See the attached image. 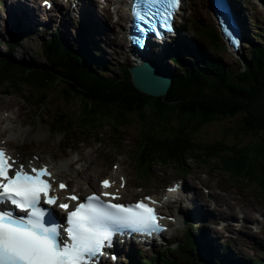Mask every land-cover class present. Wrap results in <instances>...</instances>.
<instances>
[{
  "label": "trees",
  "instance_id": "trees-1",
  "mask_svg": "<svg viewBox=\"0 0 264 264\" xmlns=\"http://www.w3.org/2000/svg\"><path fill=\"white\" fill-rule=\"evenodd\" d=\"M192 24L194 35L205 40L212 52L219 55L225 50L215 25L201 21ZM18 34L19 31H11L7 50L0 53V87L6 90L5 94L16 93L45 111L49 91L59 83L61 90L67 92L61 97L64 102L72 98L78 101V127L94 128L108 121L112 124L108 127L116 130L134 121L140 126V153L151 161L190 156L204 162L217 160L221 171L264 194V32L253 38L256 44L249 38L250 51L234 70L200 47L188 49L173 40V49L169 47L165 52L164 60L169 66L157 56L152 58L153 64L171 76L166 95L159 98L148 97L134 88L128 66L119 69L121 78L111 76L106 60L95 51L96 46L84 43L73 48L66 43L65 35L54 34L42 41L39 55L44 64L16 59L12 54L20 47ZM65 118L58 112L53 129L62 139L71 140ZM224 121L232 122L226 125L231 140L226 137L210 144L194 138L203 128ZM176 253L178 256L174 257ZM165 255L160 252L147 264H264L257 259H224L212 252L211 244L200 252L188 245Z\"/></svg>",
  "mask_w": 264,
  "mask_h": 264
},
{
  "label": "rangeland",
  "instance_id": "rangeland-1",
  "mask_svg": "<svg viewBox=\"0 0 264 264\" xmlns=\"http://www.w3.org/2000/svg\"><path fill=\"white\" fill-rule=\"evenodd\" d=\"M36 1V6H40L39 0ZM196 1L197 0L184 1V8L187 7V9H182L181 16L179 17L178 22H182L183 19L186 18V16L193 14L194 18L197 21L202 20L201 23L204 25H208L207 21L215 24L209 12L207 13L204 9L203 14V12L201 13L200 10L196 9ZM261 1L263 2L262 5L264 6V0ZM3 2L4 5L0 4V36L4 38V43L0 41V53L4 52L7 47V42L9 41L8 34H6V30H8V25H6L8 21L6 9L10 4V0H3ZM188 9H190L191 11H188ZM121 10L124 12V6L123 8H121ZM251 10H255V6H251ZM96 13L98 14L100 19H104V16L98 9H96ZM49 18L51 19V21L47 22V18H45V24L41 25V28H37L38 30L47 28L46 34H40V37L28 36L27 34L29 32L31 33L32 31L36 30V28H33L32 25L31 28L33 30L28 28L29 30H27L26 32L18 34L17 43L20 45V47L14 54H12L14 58H23L27 62H31L34 65L44 64L45 61L43 57L39 55L43 48L42 40L50 38V33L56 29H58L61 34L65 35V41L69 46L74 48L82 44V40L80 39V29L71 27L70 24L75 20L74 14L69 15L67 11L63 12L62 14L53 12V14H50ZM110 20V24L112 25V21H115V16H112ZM246 27L250 29L251 35L249 36L252 40V43L256 44V41L253 40V38H258L257 35L260 32H264V19H259L255 15L254 18L251 17L250 19L246 20ZM189 28V25L187 29L184 28L186 29V33L182 36L184 37L185 42L189 43L188 39H191L192 41H194L192 43L193 45L201 47L206 51L207 54H210L212 57H220L224 65L229 67L231 70L240 67V61H243V59L246 57V54L250 51V47L246 45L240 50V52H238L236 55H233L231 54L230 50H228L226 43L223 42L225 45V50H221L219 52L220 54L216 55L214 52L207 49L205 40L193 36V34L191 33V29ZM111 31V34L108 33L105 36H96V38L94 39L97 42L95 51L98 55L106 60V65L112 73L111 76L121 78L122 74L120 73L119 69L122 66H128L130 68L131 66H133V64L131 63V61L129 62V53L122 40L123 32L120 30V28L118 29L115 24L112 26ZM168 47L173 49L171 45L167 46L166 49ZM166 49H161L159 53L152 54L159 57L164 65L169 66V63H166L164 60V50ZM150 60H152V58H150ZM53 86V88L51 87L52 90L50 89L49 91V105L47 106V110L45 111L38 110L37 108L26 102L23 96H20L16 93L11 92L9 95H4L3 93H5L6 90L0 87V115L4 111H7L4 115L10 116V111H8V109L4 107L11 106L19 111V119L16 121V124L23 126L26 130L27 126L29 125L27 133L30 136V140H28L26 145L20 150L25 152V154H28L29 152L40 153L44 160H49L53 163L57 159L64 160L66 157H69L68 151H65V147L61 149L62 145L69 142L65 143L63 140H61L58 132L53 131L54 135L51 136L47 131V129L51 130L54 128L55 121L58 117V112L61 111L63 113V117L67 118H65L64 122L69 123V126L67 127L68 129H70L67 133L69 135L68 137L86 140L85 145L79 146V151L77 152L76 156L80 160L82 156L89 155L86 167L89 168L87 170V173L91 175L92 180L95 179L96 176H98V173H100L99 176H103L104 174H106L110 164L112 162H119L121 159L123 160L122 163L124 165V168L129 169L130 167H132L135 161L133 152L137 143L142 139L139 135L140 126H138L136 122L132 121L128 125L122 126L121 128L115 130L108 127H112V124L109 125L108 121H102L100 122L102 126H98L95 128H80L78 127L79 122H77L75 115L76 110L79 108L78 101L72 98L71 100H66L64 102L61 97H63L64 94L66 95L67 92L61 90L62 88L59 83L54 84ZM37 120H39V122H37ZM234 121L236 122L237 120L234 119ZM231 123L232 122L230 121H224L221 124L209 125L203 128L201 133L194 138L196 140L200 139L202 142L210 144L214 141H220L224 139L226 140V137L231 140L232 136H227L228 133L226 132V129L228 128L226 127V125H230ZM0 128L2 131L4 130L3 126H0ZM91 133H93L95 137L98 138V141H101V144L92 141L94 139L91 136ZM0 134V141L4 140L5 145L8 146L6 143L8 135H5V133L2 132ZM98 134L99 136H101V139L99 138ZM110 135L115 136L119 139L121 138V140H123V143L128 144H125V148H122L121 145L116 147V145L110 143ZM97 138L95 139L97 140ZM213 163L217 165L218 162L217 160H214ZM203 165L207 164H202V162L197 160H187L183 164V170L177 171V174L183 175L187 173L186 177L189 176L191 181H193L192 178L195 174H197V171L201 170L202 172H205V168L203 167ZM155 166H159V164H156ZM165 166L173 167L172 165ZM140 172L141 174L144 173L143 168H140ZM202 177H204V175H202ZM149 180L150 178H148L146 181ZM137 181L142 182V177H137ZM146 181L143 182L146 183L144 187L147 189L153 184L152 180L151 182ZM206 182V185L215 184L214 187L216 189V193H218L219 195L222 194L221 192L223 190H230L232 187H238L239 193L243 197L248 198L249 201L260 211V213H263L264 205L261 202H264V198L261 197L258 191L254 190L253 186H250L244 180H232L227 173L216 169L210 174L209 178L206 179ZM192 184H194V182H192ZM241 204H244V201H242ZM206 221L207 219L205 220V222ZM213 223L215 224V221ZM261 224L262 225H259L257 227L258 233L256 234H253V231L249 229V226H247L246 228L247 233L245 232V228H242V230L240 231H220V246H226L228 250L238 255L237 257L242 256L245 258H255L264 261V252L261 248V245L264 243V236L261 235V231L264 228V221ZM200 225H203L202 221H199V223L197 224V226ZM235 228H239V225L235 226ZM213 231H218L214 225L210 226V228H207L208 235H211Z\"/></svg>",
  "mask_w": 264,
  "mask_h": 264
},
{
  "label": "snow or ice",
  "instance_id": "snow-or-ice-1",
  "mask_svg": "<svg viewBox=\"0 0 264 264\" xmlns=\"http://www.w3.org/2000/svg\"><path fill=\"white\" fill-rule=\"evenodd\" d=\"M44 3L51 6L48 0ZM180 3L181 0H129L127 7L137 31L160 35L158 28L172 30L171 20ZM223 31L231 45H239L227 27ZM38 159L32 157L25 164L18 155L0 147V264H99L100 257L106 255L104 249L112 247L115 235L128 232L151 236L166 230L159 223L164 217L153 206L159 201L151 197L120 204L111 202L119 200V195L104 191L83 201L70 195L65 202H58V196L49 194L54 183L52 173L47 165L38 164ZM101 187L109 189L112 183L103 180ZM120 187H124L123 177ZM59 188L63 190L66 185L60 183ZM178 188L176 185L168 192L175 193ZM66 201L77 203L70 210ZM43 205L62 209L66 213L64 223L49 219L51 209Z\"/></svg>",
  "mask_w": 264,
  "mask_h": 264
},
{
  "label": "bare ground",
  "instance_id": "bare-ground-1",
  "mask_svg": "<svg viewBox=\"0 0 264 264\" xmlns=\"http://www.w3.org/2000/svg\"><path fill=\"white\" fill-rule=\"evenodd\" d=\"M23 1L24 0H15L14 2H11V4H9V6H8L7 16L8 15L9 16L10 15L19 16V17L26 16L31 20V18L34 17L33 10H38V9H36V8H34L33 10L29 9L23 3ZM118 3L119 2H117L116 4H118ZM205 10L207 13L208 12L212 13V10H211L210 4H209V0H208V2H205ZM120 11L121 10L119 9V12ZM79 12H80L81 17L85 16L87 18V20H89L91 22L92 32H99V31L103 32L104 31L101 34H103V36L106 35L107 31L104 28L99 29L100 21L97 18L96 12L94 10V6L81 5L79 8ZM120 17L125 19L123 23H126L129 20V16L127 15V13L121 12ZM105 22H109V19L106 18ZM26 24H27V22H26ZM119 28L122 31V27H119ZM6 50H7V47L4 50V52ZM4 52H2L1 54H3ZM145 58L149 59V56H146ZM145 58L138 60V62L135 63V65H140L144 62H147V59H145ZM129 62H130V60H129ZM153 65L157 68L164 70V68L161 67L160 65H155V64H153ZM131 79H132V77H131ZM4 108L11 111V117L7 116L3 120V122L7 123V125L9 123L13 124L14 121H17L19 119V111L18 110L14 109L11 106H5ZM6 132L7 133H5V135L9 136V138H10L9 144L11 145V147H7V149H8V151H10L13 154L21 152L20 149L26 145L28 140H30V138L26 134V129H24V127L19 125V124L17 126H13V127H6ZM88 159H89V155H85V156H82L81 159L75 163L83 162L84 164H87ZM58 160H60V159H57L56 161H58ZM42 163L46 164L45 162H42ZM47 165L50 166V169H51L54 177H56L58 180L63 181V177H64V175H67V172L72 173V174L75 173V174H77L76 178H80V179L84 180V183H79L76 185V188H77L76 190L70 189V191L78 192V189L81 188L83 190H88V192H91V191H93V189L97 185V181H95V180L88 181V176L86 175V171H87V167H85L86 165H81L80 171H77V172L73 169L74 163L72 164L70 162H64L63 163V165L65 167V170H63V171L59 170L58 168L52 167V162H51V164H47ZM123 172H124V168L119 167L118 171H116L114 173H110V177L116 178L117 175H124ZM126 182H127V184H126V187L124 188V191H122V194H123V197L130 198L132 196V194L128 193V188H130V182L127 178H126ZM185 188H186V186H185ZM187 188H188V186H187ZM223 196L227 197L229 200H232V201H235V199H236V194H234L232 192H228L227 194H225ZM204 203H207V202L204 200ZM205 206H206V204H205ZM217 207L220 208V210L218 211V214H217V217H219L220 219H226L227 215L225 213V210L232 213L235 209V205L231 204V203H228L227 205H225V207H226L225 209H222V206H220L218 204H217ZM191 210L194 212L192 217L197 218V219L207 217V215H208V213H203V212H201L200 209H198V206L196 205V200L192 201ZM254 212H260V211L257 208L256 209L253 208L252 216H253ZM243 214H244V217L246 219L249 218L248 213L244 212ZM252 216L247 221L252 220ZM261 216L264 217V214H261ZM227 229H231L230 225H227Z\"/></svg>",
  "mask_w": 264,
  "mask_h": 264
},
{
  "label": "water",
  "instance_id": "water-1",
  "mask_svg": "<svg viewBox=\"0 0 264 264\" xmlns=\"http://www.w3.org/2000/svg\"><path fill=\"white\" fill-rule=\"evenodd\" d=\"M130 74L134 88L148 97L165 96L171 84L169 73L165 69L155 67L150 62L130 69Z\"/></svg>",
  "mask_w": 264,
  "mask_h": 264
}]
</instances>
